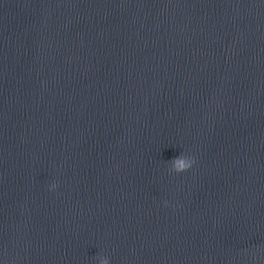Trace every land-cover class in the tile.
<instances>
[{
  "label": "water",
  "instance_id": "1",
  "mask_svg": "<svg viewBox=\"0 0 264 264\" xmlns=\"http://www.w3.org/2000/svg\"><path fill=\"white\" fill-rule=\"evenodd\" d=\"M104 257L264 264V0H0V264Z\"/></svg>",
  "mask_w": 264,
  "mask_h": 264
},
{
  "label": "clouds",
  "instance_id": "2",
  "mask_svg": "<svg viewBox=\"0 0 264 264\" xmlns=\"http://www.w3.org/2000/svg\"><path fill=\"white\" fill-rule=\"evenodd\" d=\"M194 163H195V159L193 157L189 159L187 157H184L183 155L173 159V167L176 172L186 171L189 168H191ZM57 186L58 185L54 183L52 185V188H56ZM100 264H109V258L104 257L103 259L100 260Z\"/></svg>",
  "mask_w": 264,
  "mask_h": 264
}]
</instances>
